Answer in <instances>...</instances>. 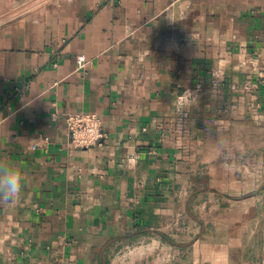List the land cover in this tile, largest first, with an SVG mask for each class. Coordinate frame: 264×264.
<instances>
[{
  "label": "crops",
  "instance_id": "0c3cea01",
  "mask_svg": "<svg viewBox=\"0 0 264 264\" xmlns=\"http://www.w3.org/2000/svg\"><path fill=\"white\" fill-rule=\"evenodd\" d=\"M262 158L264 0H0V264H264Z\"/></svg>",
  "mask_w": 264,
  "mask_h": 264
},
{
  "label": "built area",
  "instance_id": "2783aa9c",
  "mask_svg": "<svg viewBox=\"0 0 264 264\" xmlns=\"http://www.w3.org/2000/svg\"><path fill=\"white\" fill-rule=\"evenodd\" d=\"M78 61L80 64L86 62L84 56H79ZM66 123L71 137V145L74 147L95 146L104 136L102 121L95 113H71L67 116Z\"/></svg>",
  "mask_w": 264,
  "mask_h": 264
},
{
  "label": "clouds",
  "instance_id": "9594fccd",
  "mask_svg": "<svg viewBox=\"0 0 264 264\" xmlns=\"http://www.w3.org/2000/svg\"><path fill=\"white\" fill-rule=\"evenodd\" d=\"M24 179L16 166L0 160V204H8L22 194Z\"/></svg>",
  "mask_w": 264,
  "mask_h": 264
},
{
  "label": "rangeland",
  "instance_id": "374dc122",
  "mask_svg": "<svg viewBox=\"0 0 264 264\" xmlns=\"http://www.w3.org/2000/svg\"><path fill=\"white\" fill-rule=\"evenodd\" d=\"M263 160H264V158H262V162H263ZM262 165H264V164H262Z\"/></svg>",
  "mask_w": 264,
  "mask_h": 264
}]
</instances>
